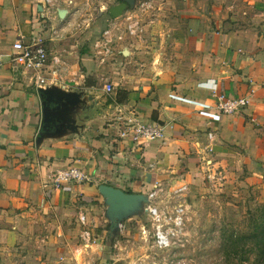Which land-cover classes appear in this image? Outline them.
I'll return each mask as SVG.
<instances>
[{"label": "crops", "instance_id": "obj_1", "mask_svg": "<svg viewBox=\"0 0 264 264\" xmlns=\"http://www.w3.org/2000/svg\"><path fill=\"white\" fill-rule=\"evenodd\" d=\"M206 1L102 61L95 43L80 54L64 40L68 9L48 18L42 0H0V264H66L67 253L76 264H108L100 254L114 233L103 185L148 196L207 172L264 178V0ZM18 41L46 48L50 87L81 94L75 132L46 136L33 74L6 63ZM173 96L216 114L220 96L249 104L213 121ZM129 118L157 124L163 137L145 147L122 139ZM71 168L89 181L57 188L55 176Z\"/></svg>", "mask_w": 264, "mask_h": 264}, {"label": "rangeland", "instance_id": "obj_2", "mask_svg": "<svg viewBox=\"0 0 264 264\" xmlns=\"http://www.w3.org/2000/svg\"><path fill=\"white\" fill-rule=\"evenodd\" d=\"M206 2L134 0L127 12L138 16L144 31L131 40L128 37L127 42H142L147 35L158 37L161 31L158 22L186 18L194 5H206ZM119 3L121 0H75L77 14L69 20L64 40L75 47V52L93 54V44L115 19L109 15V9ZM147 47L140 51H147ZM122 59L119 65L125 67L126 59ZM202 175L197 177L198 183L174 189L159 187L162 192L154 202L148 200L140 215L125 220L113 236L106 237L108 248L100 254V261L107 260L108 264H264V178L252 182L248 171L242 170ZM150 206L168 216L183 211L182 235L170 249L155 248V226L147 211ZM256 226L260 228L258 237L254 233ZM66 256V264H76L71 260L72 254Z\"/></svg>", "mask_w": 264, "mask_h": 264}, {"label": "built area", "instance_id": "obj_3", "mask_svg": "<svg viewBox=\"0 0 264 264\" xmlns=\"http://www.w3.org/2000/svg\"><path fill=\"white\" fill-rule=\"evenodd\" d=\"M42 2L47 11L48 18L57 13L61 8L68 9V15L69 13L71 16L77 14L75 0H42ZM143 31L142 22L136 15H131V13L129 15V13H127L118 19H114L113 22L109 24L107 30H105L95 42L96 57H99L102 61H105L107 57H114L118 53V47L124 46L128 37L135 38L143 33ZM14 51L15 54L8 58L7 64H10L16 71L21 70L24 73H32L33 76L31 80L38 90L47 89L52 85L53 81L45 75L50 60L48 52L42 44H27L23 41H18L14 44ZM4 64L5 62L0 60V69ZM112 90L111 86L107 88L109 93H111ZM173 99L200 107V115L213 121H218L221 115H234L245 109L249 104L246 98L225 100L224 96H220V102L217 108L218 114H216L211 111L210 107L203 104L188 101L176 96H173ZM120 121L122 122L121 138L130 137L132 142L137 146L145 147L147 144L161 139L164 135L163 129L157 124H145L133 118ZM210 137L212 138L213 136L210 135ZM87 181H89V178L83 171L77 168H71L67 171L58 173L54 178V185L57 188H61L66 185L84 183ZM161 192L162 190L157 188L155 191L148 194V200L154 202ZM147 211H149V216L153 220L155 226V232L153 233L155 248L161 251L170 249L176 244L175 241L182 235L184 228L183 211L179 210L174 216H168L167 213L160 211L155 206H150ZM80 221L85 225L84 217H82ZM166 226L171 227L167 228ZM83 238H91L89 230L83 232Z\"/></svg>", "mask_w": 264, "mask_h": 264}, {"label": "water", "instance_id": "obj_4", "mask_svg": "<svg viewBox=\"0 0 264 264\" xmlns=\"http://www.w3.org/2000/svg\"><path fill=\"white\" fill-rule=\"evenodd\" d=\"M134 0H121L120 5L113 6L109 9L112 18L122 17L130 7L133 6ZM64 18V16H61ZM41 93L44 130L46 136L51 135V129L57 128L58 132L69 130L76 131V120L72 118L79 110L82 103L81 94H71L62 92L56 87L39 90ZM43 135L41 138H44ZM100 194L106 200L108 206L107 217L111 222L112 234L117 232L121 224L143 212V207L148 203L147 196L127 194L121 190L103 185L99 189Z\"/></svg>", "mask_w": 264, "mask_h": 264}, {"label": "trees", "instance_id": "obj_5", "mask_svg": "<svg viewBox=\"0 0 264 264\" xmlns=\"http://www.w3.org/2000/svg\"><path fill=\"white\" fill-rule=\"evenodd\" d=\"M257 231L260 232V228L258 226H256V228L254 229L255 237H258V232ZM254 233H253V235H254Z\"/></svg>", "mask_w": 264, "mask_h": 264}, {"label": "flooded vegetation", "instance_id": "obj_6", "mask_svg": "<svg viewBox=\"0 0 264 264\" xmlns=\"http://www.w3.org/2000/svg\"><path fill=\"white\" fill-rule=\"evenodd\" d=\"M121 3H119L118 5H120ZM110 15V14H109Z\"/></svg>", "mask_w": 264, "mask_h": 264}]
</instances>
